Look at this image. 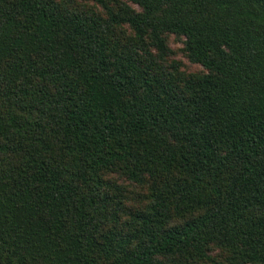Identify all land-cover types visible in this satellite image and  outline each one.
Masks as SVG:
<instances>
[{"label":"trees","instance_id":"trees-1","mask_svg":"<svg viewBox=\"0 0 264 264\" xmlns=\"http://www.w3.org/2000/svg\"><path fill=\"white\" fill-rule=\"evenodd\" d=\"M129 1L0 0V264H264V0Z\"/></svg>","mask_w":264,"mask_h":264},{"label":"rangeland","instance_id":"rangeland-1","mask_svg":"<svg viewBox=\"0 0 264 264\" xmlns=\"http://www.w3.org/2000/svg\"><path fill=\"white\" fill-rule=\"evenodd\" d=\"M59 3L65 4L67 7L71 9H77L83 12H96L102 16H107L106 10L97 3V0H56ZM106 1L108 7H113L114 0H103ZM130 8L135 10H139L137 6H134L129 0H123ZM167 44L168 48L171 51L169 56V64L177 63L180 65V69L186 74H201L204 73L205 70L196 65L188 59L185 52V39L178 37L176 35H168L167 36ZM122 180V179H120ZM120 184H125L124 181H121ZM228 258V257H227ZM226 263V260H225Z\"/></svg>","mask_w":264,"mask_h":264}]
</instances>
